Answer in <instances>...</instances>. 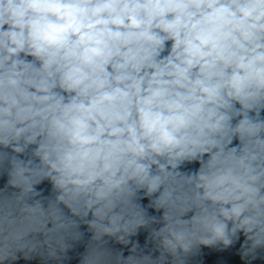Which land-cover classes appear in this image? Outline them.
Returning a JSON list of instances; mask_svg holds the SVG:
<instances>
[{"label": "clouds", "instance_id": "1", "mask_svg": "<svg viewBox=\"0 0 264 264\" xmlns=\"http://www.w3.org/2000/svg\"><path fill=\"white\" fill-rule=\"evenodd\" d=\"M0 264H264V0H0Z\"/></svg>", "mask_w": 264, "mask_h": 264}]
</instances>
